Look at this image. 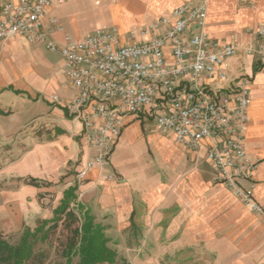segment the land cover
Segmentation results:
<instances>
[{
	"label": "crops",
	"instance_id": "1",
	"mask_svg": "<svg viewBox=\"0 0 264 264\" xmlns=\"http://www.w3.org/2000/svg\"><path fill=\"white\" fill-rule=\"evenodd\" d=\"M5 1L0 0V12ZM188 1L66 0L48 9L45 29L51 27V18L58 20L63 30L50 34L57 43H62L66 34L84 38L113 26L125 35ZM202 1L207 5L205 30L223 42L245 46L264 23V0ZM0 50L15 63V93L34 94L43 106L38 124L47 123L53 132L47 146L57 153L53 172L72 166L78 176L93 152L79 136L82 124L64 107L76 90L65 75L62 55L20 36L0 39ZM226 72L228 83L241 78L248 81L251 100L245 149L257 168L245 187L264 206V69L257 59L240 52L229 59ZM221 82L215 78L213 86L226 84ZM52 95L59 98L57 105L50 101ZM207 145L206 141L198 150L189 149L171 133L161 131L152 117L128 115L109 162L92 168L78 186L80 206L89 214H112L118 229L133 226L147 230L149 238L165 242L181 255L199 257L203 251L213 264H264V214L249 211L229 187L214 181ZM43 149L38 141L33 158L39 159ZM105 175L114 178L106 180Z\"/></svg>",
	"mask_w": 264,
	"mask_h": 264
},
{
	"label": "built area",
	"instance_id": "2",
	"mask_svg": "<svg viewBox=\"0 0 264 264\" xmlns=\"http://www.w3.org/2000/svg\"><path fill=\"white\" fill-rule=\"evenodd\" d=\"M65 1H5L0 39L20 36L62 55L65 75L76 90L64 107L82 124L79 136L93 152L78 178L84 180L92 168L109 162L128 115L144 114L184 147L198 150L207 141L214 181L229 187L251 212L264 214V206L245 187L257 168L245 149L248 81L228 83L226 72L229 59L240 52L257 59L264 69V23L251 43H226L205 30V1L191 0L125 35L113 26L84 38L66 34L57 43L50 34L63 28L51 18L46 30L45 16ZM215 78L226 84L213 86Z\"/></svg>",
	"mask_w": 264,
	"mask_h": 264
},
{
	"label": "rangeland",
	"instance_id": "3",
	"mask_svg": "<svg viewBox=\"0 0 264 264\" xmlns=\"http://www.w3.org/2000/svg\"><path fill=\"white\" fill-rule=\"evenodd\" d=\"M2 52L0 50V108L8 114L0 115V236L19 245L27 229L34 234L30 238L34 253L27 264H79L80 237L73 234L83 224L86 212L85 206H79V199H82L79 189L76 191L78 200L70 205L75 219L61 214L56 221L55 211L61 205L65 191L79 186L83 180L78 178L72 166L69 169L61 166L58 167L60 173L53 172L57 153L54 148L49 150L47 147L48 141L54 138L53 132L50 133L47 123L38 124L44 114L43 106L34 94L15 93L18 72L14 69L15 63ZM55 97H49L53 105L58 104ZM38 141L44 145L39 159L32 155ZM105 176L104 179L109 180ZM29 177L38 178L41 187L28 185ZM91 215L94 223L103 226L107 239L104 245L113 253L111 257L102 253L99 259L104 261L98 264H213L207 261L203 251L199 257H193L191 253L181 255L165 242L151 235L149 238L147 230L133 226L118 229L112 214ZM74 242L75 246L70 250Z\"/></svg>",
	"mask_w": 264,
	"mask_h": 264
},
{
	"label": "trees",
	"instance_id": "4",
	"mask_svg": "<svg viewBox=\"0 0 264 264\" xmlns=\"http://www.w3.org/2000/svg\"><path fill=\"white\" fill-rule=\"evenodd\" d=\"M8 112L0 108V115H7ZM40 180L35 177H29L26 180L28 185L34 187H41ZM78 186L75 185L67 189L64 193V199L61 205L56 209L55 214L57 220H59L61 214H67L73 219L76 218L75 213L70 209L71 202L77 200L76 191ZM80 206V205H79ZM103 226L94 223V217L87 211L84 213V221L81 227L74 230V237H80L79 253L80 262L79 264H98L104 261L99 259L101 254L105 253L108 256H112L113 253L108 251L105 247L107 239L103 234ZM34 234L27 229L24 232L21 243L19 245H13L7 240L0 236V263L1 264H27V262L33 256V247L30 242V238ZM76 239V238H75ZM75 241V240H74ZM75 242L70 245V250H73ZM110 259V258H109Z\"/></svg>",
	"mask_w": 264,
	"mask_h": 264
}]
</instances>
